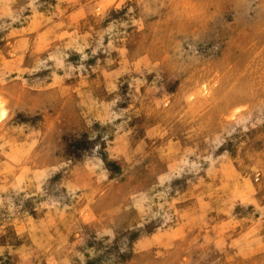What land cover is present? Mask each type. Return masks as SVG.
<instances>
[{"label": "rangeland", "instance_id": "obj_1", "mask_svg": "<svg viewBox=\"0 0 264 264\" xmlns=\"http://www.w3.org/2000/svg\"><path fill=\"white\" fill-rule=\"evenodd\" d=\"M0 264H264V0H0Z\"/></svg>", "mask_w": 264, "mask_h": 264}, {"label": "clouds", "instance_id": "obj_2", "mask_svg": "<svg viewBox=\"0 0 264 264\" xmlns=\"http://www.w3.org/2000/svg\"><path fill=\"white\" fill-rule=\"evenodd\" d=\"M106 147L104 148V151H106V153H107V149H108V147H109V145L106 143V144H104ZM100 148H101V145L99 144V143H96L95 144V148H94V150H97V151H99L100 150ZM107 156H108V159L109 160H111V161H118V160H114L113 158H111L109 155H108V153H107ZM108 178H107V175H105L104 176V180H107Z\"/></svg>", "mask_w": 264, "mask_h": 264}]
</instances>
